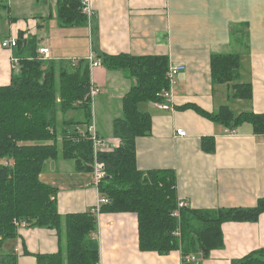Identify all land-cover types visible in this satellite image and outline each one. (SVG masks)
<instances>
[{"label":"crops","instance_id":"1","mask_svg":"<svg viewBox=\"0 0 264 264\" xmlns=\"http://www.w3.org/2000/svg\"><path fill=\"white\" fill-rule=\"evenodd\" d=\"M57 4L0 0V87L9 85L12 71L18 69L12 62L15 49H3L1 43L11 37L18 40L19 34L24 40L35 38L38 52L49 50L43 59L55 62L103 54L165 56L169 67L183 64L186 70L171 88V110L139 106L150 114L152 129L150 136L136 140L138 170H173L177 200L189 209L252 208L264 198V136L253 134L248 125L226 134L221 126L181 109L192 104L216 113L227 106L235 115L264 114V0H91V20L71 27L59 25ZM229 53L240 56V82L251 83L250 100L232 99L228 85L211 83L210 55ZM122 73L91 67V86L99 92L92 100L90 127L112 143L118 142L112 138V121L121 116V99L132 85ZM176 130L186 136H177ZM204 137L213 139V153L202 150ZM39 178L57 189L61 216L96 213L100 206L92 174L76 172L72 161H47ZM96 219L91 238L99 244V264H182L179 251L162 256L140 250L135 214L102 213ZM221 230L224 247L201 264H231L264 248V212L257 222L224 223ZM63 245L54 230L25 228L4 250L17 256V264H36L24 249L55 254Z\"/></svg>","mask_w":264,"mask_h":264},{"label":"trees","instance_id":"2","mask_svg":"<svg viewBox=\"0 0 264 264\" xmlns=\"http://www.w3.org/2000/svg\"><path fill=\"white\" fill-rule=\"evenodd\" d=\"M57 2L61 27L87 25L80 0ZM36 44L35 38L24 40L19 34L14 48L18 69L12 71L9 85L0 87V264H17V256L4 250L5 244L18 236L14 222L24 223L26 228L54 230L59 246L64 241L55 254H30L24 249V255L33 256L36 264H99V244L91 236L96 233V214L102 213L135 214L142 252L164 256L179 251L182 264H201L212 251L224 247V223L258 221L264 212V198L252 208L185 207L179 210V219L173 216L177 208L175 172L140 171L136 165V140L150 136L152 129L150 114L139 106L165 102L162 92L169 89V61L165 56L127 54L94 58L107 70L123 72L132 83L121 99V116L111 124L112 138L119 144L97 156L106 173L97 189L106 203L96 213L61 216L57 189L44 184L39 176L47 161L58 158L72 161L76 172H93L94 150L88 133L93 103L91 61L44 60ZM209 65L212 85H228L235 100L252 98L251 83L240 82L238 54H211ZM181 109L192 110L230 132L248 125L253 134L264 136V114L235 115L227 106L216 113L192 104ZM59 115L63 129L58 136ZM69 126H74L72 132L67 131ZM77 128L85 132L81 135ZM76 137L80 139L77 143L73 141ZM201 148L213 153V139L202 138ZM231 264H264V248Z\"/></svg>","mask_w":264,"mask_h":264},{"label":"built area","instance_id":"3","mask_svg":"<svg viewBox=\"0 0 264 264\" xmlns=\"http://www.w3.org/2000/svg\"><path fill=\"white\" fill-rule=\"evenodd\" d=\"M81 1V12L82 14L87 18L88 22L91 20V18L94 15V10L92 9V5H91V0H80ZM17 45V38L16 37H11V38H7L5 39L2 43H1V47L3 49H7L12 51ZM39 54L41 56V58H48L49 56V50L48 49H40L39 50ZM88 60L91 61V67H99L101 66L99 62L94 61V57L90 56L88 58ZM13 62V68L17 69V65H18V60L16 59H12ZM186 70L185 65L183 64H178L175 66H171L168 68V72H167V78L169 81V89L167 91L162 92V97L165 100L164 103H160V104H155L156 108L160 109V110H164V111H169L171 110V106H170V98H171V88L175 85L176 83V76L182 72H184ZM98 89L91 87L90 90V97L93 99L97 94H98ZM88 133H89V139L91 140L92 144H93V150H94V165H93V172H92V177H93V182L95 184V186L97 187L98 183L105 177V171H104V166L103 164L99 163L97 161V156L101 153H108L111 152L114 148H116L119 144V141L116 143V145L112 142H108L105 140L100 139L97 134L95 133L94 127H90L88 129ZM79 133L82 135L84 132L78 130ZM230 131L225 130L224 133H229ZM233 133V132H232ZM176 135L179 137H185L186 133L183 130H176ZM106 203V200L104 199H100V205ZM185 208V204L184 202L177 200V208L176 211L174 213V217H176L177 219H179V210ZM98 208H96L94 211L96 212ZM15 226L18 230V232L22 229L26 228V225L24 223H18V222H14ZM179 234L177 233V236ZM191 261H195L194 257H191L190 259Z\"/></svg>","mask_w":264,"mask_h":264},{"label":"rangeland","instance_id":"4","mask_svg":"<svg viewBox=\"0 0 264 264\" xmlns=\"http://www.w3.org/2000/svg\"><path fill=\"white\" fill-rule=\"evenodd\" d=\"M122 74H124V73H122ZM124 78H126L125 77V75H124ZM126 80H129V82L131 83V80L130 79H126ZM143 105V104H142ZM144 105H146V104H144ZM93 113H95V111H94V109H93ZM112 114L114 115V112H112ZM94 115V114H93ZM100 115H101V113H100ZM103 115V114H102ZM69 118H67V120H68ZM93 124V123H92ZM62 125H61V123L59 122L58 123V128H57V131H58V136H59V134H61V131H62ZM69 128L72 130L73 128H74V126H69ZM102 135H105L104 134V132H102ZM60 139L58 138V141H59ZM75 143H77V142H79L80 141V139H79V137H76V138H74V140H73ZM114 144L116 145V142H114Z\"/></svg>","mask_w":264,"mask_h":264}]
</instances>
